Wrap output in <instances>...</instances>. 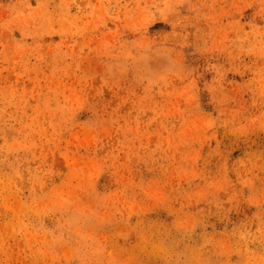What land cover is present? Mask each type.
<instances>
[{"label":"rangeland","instance_id":"374dc122","mask_svg":"<svg viewBox=\"0 0 264 264\" xmlns=\"http://www.w3.org/2000/svg\"><path fill=\"white\" fill-rule=\"evenodd\" d=\"M0 264H264V0H0Z\"/></svg>","mask_w":264,"mask_h":264}]
</instances>
